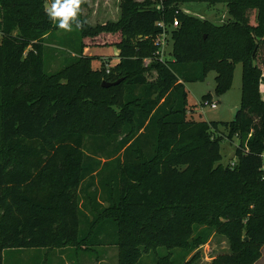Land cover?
<instances>
[{
    "label": "trees",
    "instance_id": "trees-1",
    "mask_svg": "<svg viewBox=\"0 0 264 264\" xmlns=\"http://www.w3.org/2000/svg\"><path fill=\"white\" fill-rule=\"evenodd\" d=\"M185 1L192 0H121L119 18L96 26L77 17L73 25L80 50L93 41L106 52L117 49L119 60L106 72L103 65L92 69L81 56L54 74L58 85L51 87L46 81L53 75L43 68V37L53 18L45 0H0V86L26 82L39 89L9 100L0 93V264L7 248L74 247L91 254L95 249L85 246L99 244L97 228L106 229L105 224L113 227L108 230L118 264H140L143 254L159 247L165 252L155 254L156 264H195L197 252L192 253L212 232L226 238L229 252L211 264H252L259 257L264 245V97L259 91L264 0H198L225 2L223 23L175 9ZM159 21L171 39L164 62L154 56ZM238 60L242 83L236 117L230 122L188 118L193 107L187 105L185 82L202 80L213 70L215 91L221 92ZM119 78L115 85H102ZM79 95L98 102V117L103 126L110 123L120 131L118 140L114 134L72 128L83 114L75 102ZM219 124L229 139L239 138L234 165L220 162L221 137L212 132ZM90 136L103 145L116 140L114 150L123 149L122 155L103 164L87 157ZM96 168L104 173L102 204L96 191H89ZM80 194L95 207L84 234Z\"/></svg>",
    "mask_w": 264,
    "mask_h": 264
},
{
    "label": "rangeland",
    "instance_id": "rangeland-1",
    "mask_svg": "<svg viewBox=\"0 0 264 264\" xmlns=\"http://www.w3.org/2000/svg\"><path fill=\"white\" fill-rule=\"evenodd\" d=\"M121 0H80L77 11V17L81 18L90 26L100 25L110 21H116L120 14ZM55 0H45V7L47 10L51 7ZM181 12L199 17L201 19H209L216 23H223L228 20L226 3L218 2H202L198 0L185 1L178 3L175 8ZM253 17V12L250 13V18ZM73 19V20H74ZM71 23V30H65L58 27L59 18L53 19V27L48 34L43 37V68L47 74L53 75L47 79V83L51 87L57 86L59 75H54L56 72L62 70L71 60H75L81 56L90 60L92 69H97L102 65L105 69L114 66L118 62L117 49L113 48L111 51H105L102 48H95L94 42L89 41V47H84L80 50L79 30ZM56 27H55V26ZM1 39V33H0ZM167 46L164 53L169 58L167 52L171 48V39L167 36ZM103 43V42H101ZM264 49V47H263ZM81 51V53H80ZM262 52L261 50L258 52ZM260 58V54L258 59ZM155 72L149 73L148 77L152 78ZM215 72L209 71L205 78L196 81H187L184 84L187 92V105L193 107V112L187 111V117L191 119L206 120L208 122H230L234 119L233 110L241 107V83H242V63L237 61L235 63L232 79L230 85L221 92L215 91ZM46 87V85L44 84ZM39 89L30 86L28 83H18L9 86H0V93L3 100H9L14 97H20L27 94L33 95ZM259 91L264 97V81L259 82ZM208 96V98H206ZM216 102V107L211 108L209 102ZM75 102L79 103L83 108V114L77 119L73 125L74 130L89 132V134H114L118 140L121 137L120 131H113V126L98 117L96 104L98 102L92 99L85 98L81 95L75 98ZM208 102V103H205ZM100 122V123H98ZM102 123V124H101ZM214 136L221 137L220 139V162L223 165H234L236 163L235 149L239 144L237 134L229 139L227 136L228 130L221 124L217 128H212ZM112 140L101 144V139L98 137H87L84 145V152L89 158H98L103 164L111 157L122 155L121 149L118 153L114 150L117 141ZM103 150L101 151L100 148ZM98 150L100 153H97ZM109 151V156L106 152ZM100 168V167H99ZM99 168L91 173L92 187L89 191H96V202L103 203V192L100 184L104 173L98 174ZM87 178L84 182H87ZM93 203H90L87 196L79 195L78 206L80 208V230L84 234L88 227L89 214L95 213L92 208H95ZM91 209V210H90ZM93 213V214H94ZM104 228H97L98 235L96 237L98 245L85 247L94 248L91 254L81 249L72 248L60 249L53 247L40 248H7L3 250L4 264H118L117 248L111 244L113 240V233L108 227L110 224H105ZM113 228V227H112ZM247 237H244V240ZM95 239V240H96ZM153 252V251H152ZM156 253L143 254L140 264H156L153 261L155 254L162 255L165 252L164 248L159 247ZM195 254V264H211L213 260L224 253L229 252V245L226 238L217 232H212L208 240L200 247L196 248L192 255ZM190 255V256H192ZM188 256V257H190ZM187 257V258H188ZM252 264H264V245L260 247L259 257Z\"/></svg>",
    "mask_w": 264,
    "mask_h": 264
},
{
    "label": "clouds",
    "instance_id": "clouds-1",
    "mask_svg": "<svg viewBox=\"0 0 264 264\" xmlns=\"http://www.w3.org/2000/svg\"><path fill=\"white\" fill-rule=\"evenodd\" d=\"M79 2L80 0H55L47 11L51 18H59V28L71 30L70 21L77 15ZM77 26H79V22H77Z\"/></svg>",
    "mask_w": 264,
    "mask_h": 264
},
{
    "label": "built area",
    "instance_id": "built-area-1",
    "mask_svg": "<svg viewBox=\"0 0 264 264\" xmlns=\"http://www.w3.org/2000/svg\"><path fill=\"white\" fill-rule=\"evenodd\" d=\"M176 12H178V11H176ZM177 25H178V20H177V18H174L172 21V26L175 27ZM157 26L161 27L162 30H161V32L156 34V36L154 37V40H153V44L157 47V49L154 51V56H155V58H157V60L164 62L165 61L164 53H165L166 46L168 43V41H167L168 34L166 32L165 25H164L163 21L157 22ZM108 70H109V68L106 69V72H108ZM205 103H208V102H205ZM209 105L211 108H215L216 102L211 101V102H209ZM260 168H261V170H264V152L262 154V164H261Z\"/></svg>",
    "mask_w": 264,
    "mask_h": 264
},
{
    "label": "water",
    "instance_id": "water-1",
    "mask_svg": "<svg viewBox=\"0 0 264 264\" xmlns=\"http://www.w3.org/2000/svg\"><path fill=\"white\" fill-rule=\"evenodd\" d=\"M122 79L123 78H119V79H117L115 81H112V82L111 81H105V80H103L102 81V85H104V86L115 85V84L119 83ZM238 111H239V108H236L235 110H233V116H234V118L236 117ZM245 239H247V238H245Z\"/></svg>",
    "mask_w": 264,
    "mask_h": 264
},
{
    "label": "crops",
    "instance_id": "crops-1",
    "mask_svg": "<svg viewBox=\"0 0 264 264\" xmlns=\"http://www.w3.org/2000/svg\"><path fill=\"white\" fill-rule=\"evenodd\" d=\"M264 81V80H263Z\"/></svg>",
    "mask_w": 264,
    "mask_h": 264
}]
</instances>
